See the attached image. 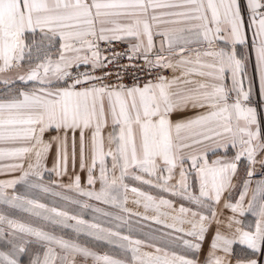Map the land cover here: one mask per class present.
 <instances>
[{
	"label": "snow or ice",
	"instance_id": "obj_1",
	"mask_svg": "<svg viewBox=\"0 0 264 264\" xmlns=\"http://www.w3.org/2000/svg\"><path fill=\"white\" fill-rule=\"evenodd\" d=\"M2 161L0 264H264V0H0Z\"/></svg>",
	"mask_w": 264,
	"mask_h": 264
},
{
	"label": "rangeland",
	"instance_id": "obj_2",
	"mask_svg": "<svg viewBox=\"0 0 264 264\" xmlns=\"http://www.w3.org/2000/svg\"><path fill=\"white\" fill-rule=\"evenodd\" d=\"M166 74H168V73H166ZM125 82L131 84V79L126 78ZM243 174H244L243 170H241V176H243ZM44 182L46 184L48 183L47 174H46V178H45ZM61 182L65 183V184L68 183V177L67 176L63 177ZM81 182H82L83 186L87 187L86 177L82 176ZM125 182L128 183L130 187H140L144 191H151V193L153 195H157V196L163 195L164 198H168V199H171L173 201H176V200L181 201L178 197H172L168 193H160L158 190L150 189L148 186L143 185L140 182H137V181H134L131 179H128ZM174 182L175 181H173V183ZM96 187L98 188L99 185H97ZM54 190L61 192L64 195H69V196H73V197L76 196V194L74 192L67 191L66 189H62V188L57 187V188H54ZM17 191L20 193H23L25 191L24 185H18ZM34 194L40 200V202L46 203L50 207L51 206H57V207L64 208L65 210H68L70 212H74V213L81 211L78 208V206L69 204L66 201L60 199V197L52 196L51 194L39 193V192H34ZM235 194L236 193H234V195ZM128 196H129V202L126 205V207L131 209L133 212H140L143 214L145 210L142 207V205L138 206V208H134V203H132V200L135 198L134 195L131 192H129ZM76 198L84 199V198H80V197H76ZM181 202L184 203L185 205L189 206L187 201H181ZM88 203H90L91 205H93L95 207L101 208L103 211L112 213L113 215H121V216H124L125 218H129L132 222L139 221V223L136 225V227L142 228L143 231L134 233V236H136V237H142L143 233L150 232L153 230H156L157 232L168 231V229H165L163 226L156 224L152 220H144V219H141V217L134 216V215L129 217L128 213L121 212L120 209L113 207L111 205L99 203L95 200H90V201H88ZM5 211H7L6 206L0 205V212H5ZM147 215L151 216L152 213L148 212ZM94 216L98 217V221H93ZM13 218L18 219V220H22V221L29 219V217L26 213L20 212L18 210L14 211ZM83 218L86 220H89L90 222H101V223L110 219L109 217H103L100 213H93L91 211V209L83 210ZM104 226L107 227L110 225L105 224ZM125 234H127V233L125 232ZM57 235H65L66 238H68V237L75 238V233L71 232L70 229H67V230L57 229ZM79 242L87 245L88 247H93L96 251L101 252V253L112 252V246L106 245L102 242H97L94 239H92L91 237L81 235L79 237ZM24 264H28V258L27 257L24 258Z\"/></svg>",
	"mask_w": 264,
	"mask_h": 264
},
{
	"label": "crops",
	"instance_id": "obj_3",
	"mask_svg": "<svg viewBox=\"0 0 264 264\" xmlns=\"http://www.w3.org/2000/svg\"><path fill=\"white\" fill-rule=\"evenodd\" d=\"M244 2L246 3V0H244ZM193 113H182V114H180V115H192ZM179 118V116H173V119L175 120V119H178ZM216 157H214V156H209V159H215ZM10 161H2V162H0V164H3V163H9ZM51 162H52V153H50L49 154V157H48V164H49V167H51ZM258 170L259 169H257V172H258ZM77 171H79V169H78V167H77ZM19 175V173L18 172H16V173H8V172H6V171H0V181H3V180H8V179H13V178H15L16 176H18ZM80 175H81V177L82 176H84V177H86V174L85 173H80ZM258 179H260V176L259 175H256L255 177H254V181L255 180H258ZM138 188H140V187H138ZM141 189V188H140ZM142 190V189H141ZM9 191H11V190H9ZM235 193V192H234ZM165 199H168V198H165ZM177 201V202H176ZM176 201H173L177 206H179V204L180 203H182L181 201H178V200H176ZM186 207L188 206V205H185ZM134 208H138V206L137 205H135L134 204ZM161 226H163V225H161Z\"/></svg>",
	"mask_w": 264,
	"mask_h": 264
}]
</instances>
